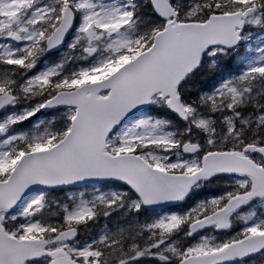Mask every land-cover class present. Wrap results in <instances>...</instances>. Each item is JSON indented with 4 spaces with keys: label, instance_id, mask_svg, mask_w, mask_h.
Segmentation results:
<instances>
[{
    "label": "snow or ice",
    "instance_id": "obj_1",
    "mask_svg": "<svg viewBox=\"0 0 264 264\" xmlns=\"http://www.w3.org/2000/svg\"><path fill=\"white\" fill-rule=\"evenodd\" d=\"M0 264H264V0H0Z\"/></svg>",
    "mask_w": 264,
    "mask_h": 264
}]
</instances>
